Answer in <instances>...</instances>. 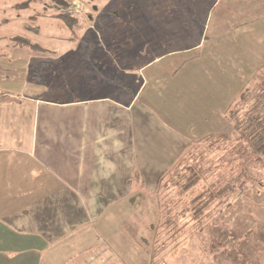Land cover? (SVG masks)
<instances>
[{
  "label": "rangeland",
  "instance_id": "rangeland-1",
  "mask_svg": "<svg viewBox=\"0 0 264 264\" xmlns=\"http://www.w3.org/2000/svg\"><path fill=\"white\" fill-rule=\"evenodd\" d=\"M77 1L79 11L71 14L78 24L70 29L54 16H69L63 12L69 5L52 0H0V170L6 168V176L12 171L30 180L29 172L15 168L29 163L23 152L30 147L35 110L26 99L53 101L65 93L73 98L78 91L87 98L106 97L127 104L143 84L138 101L142 107L169 123L176 118L188 120L181 127L189 136V148L158 181L137 187L140 219L132 216L127 221L137 227L130 226L138 237L136 243L143 250L156 248L151 264H264V155L252 156L257 141L243 146L237 122L251 113L250 105L256 107L259 102L264 107L260 91L264 73L254 69L258 73L254 71L250 82L253 91L241 93L238 88L245 76L235 72L240 60H233L234 51L223 54L221 45L214 48L207 39L199 40L211 0ZM236 17V23L241 22ZM186 25L192 26L190 36ZM17 37L26 39L29 47L16 44ZM60 54H64L62 60L54 59ZM43 63L53 66L50 73H43L49 91L37 87ZM156 70L160 74L150 77ZM178 87L187 99L179 96ZM231 88L238 91L231 93ZM240 96L245 97L244 108ZM218 138L220 149L203 150L208 157L202 170L200 155L191 154V144L207 147L217 144ZM186 167L204 175L188 188L184 187L189 175ZM232 178L235 183L227 185L222 195L213 194L194 213L200 192L215 191ZM209 184L213 188H206Z\"/></svg>",
  "mask_w": 264,
  "mask_h": 264
},
{
  "label": "crops",
  "instance_id": "crops-1",
  "mask_svg": "<svg viewBox=\"0 0 264 264\" xmlns=\"http://www.w3.org/2000/svg\"><path fill=\"white\" fill-rule=\"evenodd\" d=\"M236 15L241 22L236 23ZM200 27L199 40L207 39L214 48L221 45L223 54L234 51L233 60H240L235 72L245 76L238 90L250 88L258 73L254 69L264 73V0H211ZM191 29L186 25L187 36ZM159 74L156 70L149 76ZM44 83L37 84L38 90L49 91ZM142 86L127 104L87 98L78 91L73 98L65 93L53 101L26 99L35 110L30 147L23 152L29 163L15 168L31 176L27 180L12 171L6 176L7 169L0 170V264H84L92 254L103 255L106 264L155 261L156 248L141 249L130 229L137 227L127 221L140 219L141 182L148 186L158 181L189 148V136L181 127L188 120L169 123L147 111L138 102ZM177 91L187 99L180 88ZM217 141L207 147L220 149L221 138ZM191 145L192 155H202L207 148ZM13 159L18 161L14 153Z\"/></svg>",
  "mask_w": 264,
  "mask_h": 264
},
{
  "label": "trees",
  "instance_id": "trees-1",
  "mask_svg": "<svg viewBox=\"0 0 264 264\" xmlns=\"http://www.w3.org/2000/svg\"><path fill=\"white\" fill-rule=\"evenodd\" d=\"M52 2H55L56 4H59L62 6H67V5H69L70 0H52ZM54 16L56 18H58L60 20V22L67 28L72 29L73 27L77 26V24H78L77 18L73 15L66 16V15H61V14H55ZM16 44H18L20 46L29 47V43L26 41V39L20 38V37L16 38ZM45 65H44L45 67L42 69L43 72H40V71L38 72V73L42 74L40 76L41 79L37 80V82L40 84L44 83V80H45L44 74H43L44 71L45 70L50 71V69L52 67L51 63H46ZM249 91H253V89L251 87L250 88H243L241 93H244V92L249 93ZM241 96H243V95L241 94ZM241 96H240V98H241L240 101H243L245 99V97H241ZM242 104H241L242 105L241 108H244L245 102L243 101ZM250 107H253V109L251 110V113L250 112L247 113V118L243 116V117L239 118V120L237 122H238V125H240L239 129L241 131L242 138L244 140L243 146H245V144L247 146H249V145L251 146V144L253 142L257 141L253 147L252 156H254V157L255 156H262V155H264V107H260L259 102L256 103V107H254L253 104L250 105ZM244 148H246V147H244ZM214 150H215V148H214ZM214 150L212 149V147H207L206 152L207 153L213 152ZM204 154L205 153H203L202 155H200L198 157V164H199L198 166L202 167V170L204 169V167H206L205 165L207 164V162L205 163L203 160L205 157H208V156H203ZM211 162H212V159H211ZM194 166L195 165L193 164V167ZM209 166H210V163H209ZM190 167H192V166L190 165ZM188 171H189V175H187L188 177L186 176L188 183L185 184V186H184L185 188L190 187L191 186L190 184L194 185L196 182L198 183L199 180L204 177V175H202L199 172V170H197L195 172V171H190L188 168ZM136 174H135V176H136ZM235 181H236V179L232 178L223 184L221 183V186L219 187V189L217 187L216 188L217 190H215L217 192H215L214 190H208V189H205L202 192H200L199 193L200 195L198 196L199 198H197L196 202H195L197 211H195L194 213L196 214L200 210V206H201V208H204L205 203H206L204 201L206 199L208 200V198H210L213 194H215V195H213V197L214 196L219 197L226 190L227 185L235 183Z\"/></svg>",
  "mask_w": 264,
  "mask_h": 264
},
{
  "label": "built area",
  "instance_id": "built-area-1",
  "mask_svg": "<svg viewBox=\"0 0 264 264\" xmlns=\"http://www.w3.org/2000/svg\"><path fill=\"white\" fill-rule=\"evenodd\" d=\"M80 5L77 0H73L72 3L68 6L67 9H65L63 12L67 13L68 15H73L71 14L72 12L76 13L79 11ZM75 16V15H74ZM107 259L101 255V254H93L89 257L88 262L85 264H106Z\"/></svg>",
  "mask_w": 264,
  "mask_h": 264
}]
</instances>
